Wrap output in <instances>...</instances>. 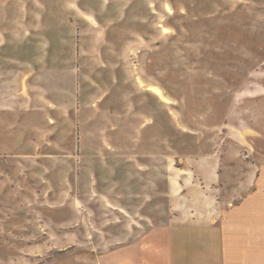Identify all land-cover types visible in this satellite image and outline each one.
I'll use <instances>...</instances> for the list:
<instances>
[{
	"label": "rangeland",
	"instance_id": "374dc122",
	"mask_svg": "<svg viewBox=\"0 0 264 264\" xmlns=\"http://www.w3.org/2000/svg\"><path fill=\"white\" fill-rule=\"evenodd\" d=\"M258 190L264 0H0V264H104Z\"/></svg>",
	"mask_w": 264,
	"mask_h": 264
},
{
	"label": "crops",
	"instance_id": "0c3cea01",
	"mask_svg": "<svg viewBox=\"0 0 264 264\" xmlns=\"http://www.w3.org/2000/svg\"><path fill=\"white\" fill-rule=\"evenodd\" d=\"M217 218L155 227L110 252L104 264H264V191L248 194Z\"/></svg>",
	"mask_w": 264,
	"mask_h": 264
},
{
	"label": "bare ground",
	"instance_id": "6f19581e",
	"mask_svg": "<svg viewBox=\"0 0 264 264\" xmlns=\"http://www.w3.org/2000/svg\"><path fill=\"white\" fill-rule=\"evenodd\" d=\"M166 9H167V11L168 12H170V13H173L172 12V9H171V7L167 4L166 5ZM165 33H167V32H170V31H168V29H166L165 28V30H163ZM142 84H144V83H142ZM148 90H150L151 92H153L157 97H159V99L161 100V101H163V102H165V103H170V100H169V98L165 95V93H164V91H163V89L161 88V87H159V86H149L148 87ZM171 104V103H170Z\"/></svg>",
	"mask_w": 264,
	"mask_h": 264
}]
</instances>
